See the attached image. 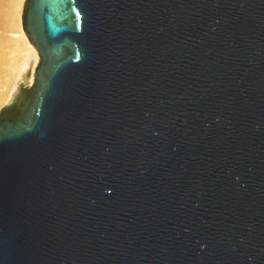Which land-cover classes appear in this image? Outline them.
I'll list each match as a JSON object with an SVG mask.
<instances>
[{
  "label": "water",
  "instance_id": "water-1",
  "mask_svg": "<svg viewBox=\"0 0 264 264\" xmlns=\"http://www.w3.org/2000/svg\"><path fill=\"white\" fill-rule=\"evenodd\" d=\"M22 25L0 264H264V0H26Z\"/></svg>",
  "mask_w": 264,
  "mask_h": 264
},
{
  "label": "rangeland",
  "instance_id": "rangeland-1",
  "mask_svg": "<svg viewBox=\"0 0 264 264\" xmlns=\"http://www.w3.org/2000/svg\"><path fill=\"white\" fill-rule=\"evenodd\" d=\"M26 0H0V111L9 102V97L22 78L24 69L34 60V69L39 65L37 49L29 42L22 25ZM33 47L35 54L33 57ZM32 57V58H31ZM35 77L27 81L25 89H30Z\"/></svg>",
  "mask_w": 264,
  "mask_h": 264
},
{
  "label": "flooded vegetation",
  "instance_id": "flooded-vegetation-1",
  "mask_svg": "<svg viewBox=\"0 0 264 264\" xmlns=\"http://www.w3.org/2000/svg\"><path fill=\"white\" fill-rule=\"evenodd\" d=\"M27 9H28V6H27ZM35 95V94H34ZM32 102L34 101V96H32ZM31 102V103H32ZM31 103H30V106H31ZM27 107V108H16L15 106H10L6 109H4L1 113H0V124H2L5 120H12V121H20V120H23L28 109L30 108Z\"/></svg>",
  "mask_w": 264,
  "mask_h": 264
},
{
  "label": "bare ground",
  "instance_id": "bare-ground-1",
  "mask_svg": "<svg viewBox=\"0 0 264 264\" xmlns=\"http://www.w3.org/2000/svg\"><path fill=\"white\" fill-rule=\"evenodd\" d=\"M31 48L33 50V57H34L35 49L33 47H31ZM21 75H22L21 76L22 79H24L26 77H29L28 81H31L35 77V69H34V60L33 59L32 60L30 59L29 66L24 69V72ZM17 85L18 84L15 85V87H14V89H13V91H12L10 97H9V99H11L12 95L14 94Z\"/></svg>",
  "mask_w": 264,
  "mask_h": 264
},
{
  "label": "trees",
  "instance_id": "trees-1",
  "mask_svg": "<svg viewBox=\"0 0 264 264\" xmlns=\"http://www.w3.org/2000/svg\"><path fill=\"white\" fill-rule=\"evenodd\" d=\"M28 6V5H27ZM26 12H27V9H26Z\"/></svg>",
  "mask_w": 264,
  "mask_h": 264
}]
</instances>
